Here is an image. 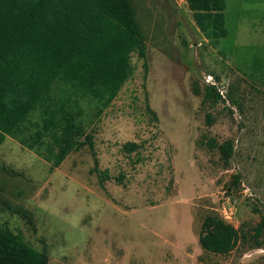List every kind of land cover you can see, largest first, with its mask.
Listing matches in <instances>:
<instances>
[{"label":"rangeland","instance_id":"rangeland-1","mask_svg":"<svg viewBox=\"0 0 264 264\" xmlns=\"http://www.w3.org/2000/svg\"><path fill=\"white\" fill-rule=\"evenodd\" d=\"M131 2L145 56L132 55L118 95L86 96L52 76L43 107L5 135L0 229L46 253L48 264H264V236L261 246L252 236L264 222V0H225L220 40L200 30L187 0ZM208 86L222 102L203 101ZM46 107L73 118L77 137L91 142L59 166L43 130ZM226 142L235 151L228 162ZM127 143L138 147L127 152ZM207 215L246 239L228 255L204 250Z\"/></svg>","mask_w":264,"mask_h":264},{"label":"trees","instance_id":"trees-1","mask_svg":"<svg viewBox=\"0 0 264 264\" xmlns=\"http://www.w3.org/2000/svg\"><path fill=\"white\" fill-rule=\"evenodd\" d=\"M195 21L204 33L220 40L225 28V0H187ZM144 58V34L131 0H0V145L13 135L30 113L44 105L45 82L59 77L86 96L114 99L133 75V54ZM50 62L54 73L35 74L37 64ZM198 95L199 89H195ZM205 103L219 104V91L208 86L202 93ZM43 130L51 138L48 151L59 166L68 154L80 150L90 139L77 137L73 118L59 120L50 108L44 110ZM41 133H38V137ZM135 143L124 150L133 152ZM210 148L217 145L211 141ZM228 162L234 145L219 147ZM241 181L233 176L232 185ZM22 217L31 220L26 211ZM30 222V221H29ZM257 246L264 236V222L254 229ZM246 234L215 215L205 216L199 236L202 248L228 255ZM46 253L29 247L8 229H0V264H48Z\"/></svg>","mask_w":264,"mask_h":264}]
</instances>
